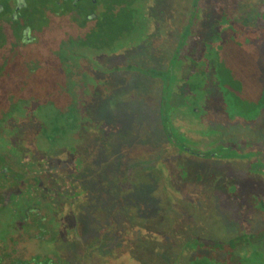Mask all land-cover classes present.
Returning a JSON list of instances; mask_svg holds the SVG:
<instances>
[{
    "label": "rangeland",
    "instance_id": "374dc122",
    "mask_svg": "<svg viewBox=\"0 0 264 264\" xmlns=\"http://www.w3.org/2000/svg\"><path fill=\"white\" fill-rule=\"evenodd\" d=\"M263 5L264 0H151L148 32L106 41L98 51L65 49L61 67L78 87L50 92L56 107L66 110L73 106L71 95L86 84L84 110L75 115L90 116L88 121L72 123L65 134H44L45 141L20 113L0 123L8 143L46 147L52 179L62 177L70 196L58 204L69 235L57 250L69 264H189L208 242L264 233V111L253 122L229 120L210 71L195 74L204 71L203 44L218 31L215 7L238 27L254 30ZM98 14L103 13L93 17ZM188 24L187 37L197 40L180 52ZM17 33L0 26V42ZM168 66L175 85L163 104L164 81L144 70L167 72ZM189 76L205 92L196 95L194 106L184 99ZM45 79L49 92L56 73ZM239 247L240 254L264 252V238Z\"/></svg>",
    "mask_w": 264,
    "mask_h": 264
},
{
    "label": "trees",
    "instance_id": "16d2710c",
    "mask_svg": "<svg viewBox=\"0 0 264 264\" xmlns=\"http://www.w3.org/2000/svg\"><path fill=\"white\" fill-rule=\"evenodd\" d=\"M96 1L103 4V0ZM104 8L105 6L97 12L103 13L102 17L99 18V14L96 17L90 16L80 25L64 23L57 26L56 23H45L37 27L35 35L38 41L31 48L32 51L39 53L38 66L47 70L58 67L60 62L61 64L66 62L64 58H61L66 54L65 49L71 50L73 45L77 44V46L98 51L105 46V43L121 40L125 34L128 35L129 26L137 13L135 9L128 6L114 16L111 9ZM215 8L218 16V31L212 41L203 44L199 62L204 64V71L195 74L204 76L210 71L211 84L219 92V100L224 104L223 113L229 120L253 122L264 111V5L258 9V19L252 26L254 30L238 27L231 22L230 15L225 10ZM195 13L193 10L192 16ZM6 25L18 33L17 36L5 37L0 42V118L7 119L11 118L13 113H20V119H26L37 125L40 139H43L44 134L47 136L48 134H65L71 124L63 121V115L52 102L53 97H47L40 102L31 101L32 91L15 87L19 84L15 75L12 72H4L11 69V62L16 65L15 69L28 64L26 55L18 48L19 28L14 27L12 22L7 20L0 22V26ZM189 29L188 24L182 33V39L180 38L178 49L180 52L186 49L190 41L197 40L187 37L191 34ZM73 38L78 39L79 42H73ZM144 72L152 77L162 78L164 81L162 102L168 103L175 85V78L171 71L168 69L167 72H156L145 69ZM184 83L187 90V96L184 99H188L194 106V102H198L195 99L198 98L196 95L205 93L202 90V84L192 81L191 76L186 78ZM0 133L3 136L4 132L0 130ZM49 143L52 148L54 145L51 144L52 142ZM235 156L243 159L247 157L240 153ZM262 238L264 233L242 234L235 240L223 244L208 242L202 245L205 247L200 249L201 253L198 254L196 250L197 253L192 254L189 264H264V252L258 249L250 253L237 252L240 245L251 246Z\"/></svg>",
    "mask_w": 264,
    "mask_h": 264
},
{
    "label": "flooded vegetation",
    "instance_id": "af4514ba",
    "mask_svg": "<svg viewBox=\"0 0 264 264\" xmlns=\"http://www.w3.org/2000/svg\"><path fill=\"white\" fill-rule=\"evenodd\" d=\"M150 1L103 0L101 5L96 0H0V22L7 17V21L19 28L18 48L28 59L27 65L4 72L15 75L19 81L15 87L32 91L31 101L40 102L47 97H53L51 101L56 107L54 95L50 91L58 93L64 88L72 93L78 84L69 81L66 76L70 72L62 69L61 62L52 70L38 66L39 53L31 48L38 41L35 35L37 27L45 23H56L57 26L64 23L80 25L82 20L94 16L104 6V9H111L114 16L129 6L137 12L129 26V34L140 33V30L143 31L140 33L142 34L148 32L153 24V19L146 10ZM72 40L79 42L78 39ZM32 58L35 60L32 61ZM146 70L159 72L156 68ZM52 72L56 73L57 84L47 92L45 76ZM79 89V94L71 95L73 106L66 110L56 107L63 115V121L69 124L86 122L91 118L85 116L79 120L75 115L84 110L81 100L87 89L86 84H81ZM3 122L6 119L0 118V123ZM1 136L0 133V138L3 137ZM21 144L17 146L8 143L6 139H0V264H69L66 254L59 255L61 252L57 249L59 247L63 250L60 247L61 240L69 235L68 232L63 233V207L58 202L61 200L62 203L70 195L62 190V177L58 180L51 177L47 166L51 159L46 157L48 149L33 148L27 141ZM183 149L194 154L190 149ZM57 176L60 175L56 174V178Z\"/></svg>",
    "mask_w": 264,
    "mask_h": 264
}]
</instances>
